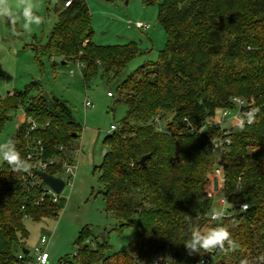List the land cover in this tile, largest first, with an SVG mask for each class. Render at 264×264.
<instances>
[{
  "label": "trees",
  "instance_id": "1",
  "mask_svg": "<svg viewBox=\"0 0 264 264\" xmlns=\"http://www.w3.org/2000/svg\"><path fill=\"white\" fill-rule=\"evenodd\" d=\"M142 1L158 5L167 44L156 61L125 78L140 50L133 42L95 43L86 0H58L48 40L35 47L40 54L61 57L65 64L81 63L87 87L96 77L107 84L117 81V102L127 106L116 129L104 139L110 150L96 168L107 210L121 221L120 229L138 226L139 233L126 249L108 253L107 241L91 247L94 235L85 227L76 239L74 260L61 263L153 264L161 257L171 264H197L209 252L190 255L183 242L194 227L217 224L210 217L216 195L208 183L221 158L231 215L220 223L239 247L231 249L225 243L226 250L215 249L208 264H264V0ZM7 23L19 36L16 23ZM43 92L33 82L1 99L0 132L10 113L22 108L39 127L28 135L29 126L22 122L8 148H16L27 161L30 136L42 140L44 156L62 153L59 148L64 147V155L72 158L81 125L66 101L47 99ZM235 97L246 100V116L252 122L216 125L217 113L237 108ZM218 138L230 139L220 154L212 150ZM22 176L3 162L0 264H18L19 254H25V211L28 218L40 221L57 216L64 207V200L34 205L41 190H24ZM244 203L246 210L240 206ZM29 260L25 254L22 262Z\"/></svg>",
  "mask_w": 264,
  "mask_h": 264
},
{
  "label": "rangeland",
  "instance_id": "2",
  "mask_svg": "<svg viewBox=\"0 0 264 264\" xmlns=\"http://www.w3.org/2000/svg\"><path fill=\"white\" fill-rule=\"evenodd\" d=\"M91 14L93 40L99 45H124L135 43L140 55L127 67L125 78L138 67L156 61L159 52L166 47L167 34L158 20V5H146L142 0H86ZM12 6L31 3L35 20L29 24L21 14H17L15 23L18 37L14 35L7 19L0 17V100L9 94L23 90L33 82L39 83L49 96L66 101L72 108L74 119L81 125L82 131L76 145L75 160L78 163L77 175L72 185H67L61 197L64 207L57 216L34 221L24 219L28 232L24 246L34 255L39 247L50 255L48 264H62L65 258L74 260L78 252L76 239L79 233L88 227L93 232L91 247L96 241H107L108 253L126 249L139 233L138 226L120 229L121 221L107 210L103 192L104 183L98 166L103 163L110 147L104 142L112 133L111 126H117L125 116L127 106L117 102V81L105 83L96 77L87 87L81 75L78 63H63L59 56L49 57L40 54L35 47L46 44L54 27L58 0H6ZM142 21L151 25L150 29H138L128 21ZM43 92V93H44ZM111 92L113 96H108ZM49 97V98H50ZM91 101L93 107L85 109V101ZM0 132V146L7 149L12 137L24 121V110L18 108L10 113ZM217 121L222 126L232 124L231 115L223 117L217 113ZM106 152V153H105ZM3 161H0V168ZM212 179V178H211ZM210 191H215L213 182L208 183ZM212 191V192H213ZM219 207L215 205V210ZM46 236L47 243L41 239ZM32 264V263H30Z\"/></svg>",
  "mask_w": 264,
  "mask_h": 264
},
{
  "label": "built area",
  "instance_id": "3",
  "mask_svg": "<svg viewBox=\"0 0 264 264\" xmlns=\"http://www.w3.org/2000/svg\"><path fill=\"white\" fill-rule=\"evenodd\" d=\"M70 1L66 3V6L70 5ZM129 25L134 24V26L138 29H150L151 25L146 22L142 21H135L132 22L131 20L128 21ZM79 68L82 67L81 63H78ZM108 96H113L111 92H108ZM233 102H235L237 108L235 110L231 109H225L222 111V116L227 117L231 115V119L235 125H241L244 122L249 121V117L246 116V110H247V102L246 100L235 97L233 99ZM85 109L93 107V103L89 100L85 101L84 103ZM242 108H245L242 110ZM244 115L245 117H242ZM222 119L218 120L215 124L220 125L222 123ZM29 126L28 129V135L31 132H34L38 127L39 124L33 120L30 117H25V120ZM249 123V122H248ZM116 126L112 125L111 130H115ZM230 144L229 138H218L215 139L212 143V150L218 152L219 154L222 153L226 149V145ZM27 162L31 165L28 172H23V189L24 190H32L34 188H39L41 190V195L38 199L34 200V205L43 204L47 201H51L53 203H57L61 200H64V198L61 197V194L64 190V188L67 185H72L74 178L77 175L78 171V163L75 160V155L70 158L69 156H65V148L60 147L59 150L62 153L54 154L51 157L44 156L45 154V148L43 146V142L41 139H33L29 136L28 141V149H27ZM38 171H44L49 174H52L53 176L60 177L64 180L65 186L63 190L60 193H57L55 190H53L49 185L44 183L42 178L38 175ZM214 178L218 179V185L217 189L213 191L214 195H216V204L220 208H223L225 210L224 217H229L231 215V211H229V203L228 198L226 197L224 193V173H223V161L221 158H219V163L216 166L214 170V174L212 176L211 181L214 185ZM242 210H246L248 208V205L246 203L240 205ZM26 210V206L24 205L22 207ZM213 213V212H212ZM212 213L210 217H212ZM25 216L27 218V213L25 211ZM223 217V218H224ZM47 237L44 236L41 239L42 244L47 243ZM212 252L207 253L205 256L201 258V260L197 264H208L209 259L212 255ZM30 260L27 264H48L50 260V255L46 250H43L39 247H37L34 250V255L32 256L29 254ZM25 258V254H19V259L21 262H18V264H24L25 262H22ZM91 264H102V263H91ZM153 264H171L169 261L163 260V258L159 257L153 261Z\"/></svg>",
  "mask_w": 264,
  "mask_h": 264
},
{
  "label": "clouds",
  "instance_id": "4",
  "mask_svg": "<svg viewBox=\"0 0 264 264\" xmlns=\"http://www.w3.org/2000/svg\"><path fill=\"white\" fill-rule=\"evenodd\" d=\"M33 7L34 5L31 3L12 6L7 3L6 0H0V17H4L14 24L17 14L19 13L27 21V23L24 24V27L27 28L29 24L35 20V17L32 15ZM248 122H252L251 117H249ZM0 161L5 162L11 167L13 172H28L31 167L26 159L22 158L20 152L16 148L5 149L0 146ZM224 215L225 210L223 208L214 210L211 219L217 221L215 227L204 229L194 227L192 229L190 238L183 242L190 255L193 253L212 252L217 248L225 251V243H227L231 249L239 247L231 238L228 228L220 223Z\"/></svg>",
  "mask_w": 264,
  "mask_h": 264
},
{
  "label": "water",
  "instance_id": "5",
  "mask_svg": "<svg viewBox=\"0 0 264 264\" xmlns=\"http://www.w3.org/2000/svg\"><path fill=\"white\" fill-rule=\"evenodd\" d=\"M43 96L45 98H47V99H49V97H50L47 92H44ZM243 109H245V108H242V110ZM148 157H149V155H146V156H143L141 158L140 163L142 164V166H145L146 160H147ZM38 175L42 178L44 183L49 185L57 193H60L63 190V188L65 186V182H64V180L62 178L53 176L52 174H49V173L44 172V171H38ZM214 184H215V187L217 188V185H218V179L217 178H214ZM103 242H105V238L103 239ZM23 252L25 254H28L29 250L28 249H23Z\"/></svg>",
  "mask_w": 264,
  "mask_h": 264
},
{
  "label": "crops",
  "instance_id": "6",
  "mask_svg": "<svg viewBox=\"0 0 264 264\" xmlns=\"http://www.w3.org/2000/svg\"><path fill=\"white\" fill-rule=\"evenodd\" d=\"M24 120H25V114H24ZM24 122V121H23ZM215 185V184H214ZM214 188H215V186H214ZM28 254H30V251H29V253Z\"/></svg>",
  "mask_w": 264,
  "mask_h": 264
}]
</instances>
